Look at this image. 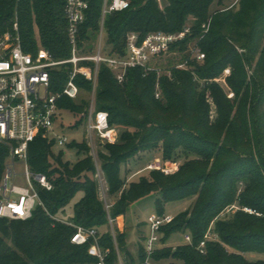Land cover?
I'll list each match as a JSON object with an SVG mask.
<instances>
[{"label": "trees", "instance_id": "obj_1", "mask_svg": "<svg viewBox=\"0 0 264 264\" xmlns=\"http://www.w3.org/2000/svg\"><path fill=\"white\" fill-rule=\"evenodd\" d=\"M128 1L129 9L108 14L104 20L106 55L125 56L126 40L132 32L142 38L153 32L177 33L193 17L192 35L179 47L183 50L197 40L205 59L189 60L187 69L174 70L171 78L163 76L159 81L156 73L145 75L142 68L131 69L122 84L108 65L100 66L96 109L107 112L110 125L122 130L120 144H106L108 154L99 152L109 192L121 190L125 185L122 164L144 150L161 152L164 163L183 160L175 175L153 170L149 177L132 182L112 207V217L125 215L132 203L154 193L161 195L155 202L160 214L167 202L197 196L191 210L161 229L165 237L189 232L192 243L157 249L154 262L172 258L175 262L170 264H264L244 255L264 253V0H239L234 6L235 0H166L165 8L158 0ZM214 5L218 8L212 11ZM102 9L103 0H89L80 31L84 52L95 53ZM16 18L27 52H36L41 43L57 60L71 56L65 0H0V38L13 31ZM206 24L210 25L208 32L203 29ZM71 70L66 65L51 71L54 92L64 88ZM227 70L230 73L225 81L233 99L217 83ZM157 82L161 90L158 99ZM76 83L81 89L79 102L62 98L58 106L81 114L84 122L91 104L90 98L84 99L92 93L93 85L81 75ZM210 98L216 105L213 121ZM55 145V140L42 138L30 145V168L46 175L53 189L38 187L42 205L35 208L32 218L0 219V264L97 263L88 254L89 245L71 243L75 228L53 218L83 192L69 221L86 228L107 227L97 183L87 177L97 171L90 147L86 141L76 145L84 158L72 165L54 156ZM9 156L8 147L0 143V183ZM53 158L55 167L50 162ZM234 206L238 209H231ZM226 209L235 212L222 217ZM103 231L100 245L108 251L106 264H119L118 251L130 256L127 264L145 260L144 246L137 258L131 255L124 232L117 233L115 242L108 230ZM208 234L213 239H207ZM203 242L204 252L199 249Z\"/></svg>", "mask_w": 264, "mask_h": 264}, {"label": "built area", "instance_id": "obj_2", "mask_svg": "<svg viewBox=\"0 0 264 264\" xmlns=\"http://www.w3.org/2000/svg\"><path fill=\"white\" fill-rule=\"evenodd\" d=\"M239 0H235L236 5ZM130 8L128 0H103L102 30L99 36L95 53H85L81 48L80 31L89 10V0H65V17L68 23L67 34L71 49V56L65 60H57L50 51L38 43L36 52H27L21 42L19 25L16 21L13 31L0 38V143L10 150L12 163H6L5 173L0 183V219L28 220L38 205H42L38 187L51 191L53 184L48 177L34 172L29 165L30 145L39 138L55 140L56 145H68L65 137H55V122L61 109L58 106L62 98L77 100L81 89L76 78L81 75L92 83L90 108L85 115L87 127L86 142L90 151L94 149L95 141L100 144H115L118 141L117 129L110 125L109 114L98 111L93 103L100 66L106 64L113 71L118 83L122 84L126 74L131 69H147L151 62L167 55L174 47L192 35V26L187 25L177 33L153 32L145 37L132 32L126 40L125 56H108L104 52V20L108 14L122 12ZM205 32L209 25H204ZM192 58L198 62L205 59V54L195 45ZM70 65L72 70L64 88L59 92L52 90L51 71ZM180 68L187 67L185 65ZM160 98V94H156ZM25 165L21 175L27 186L17 185L16 163ZM145 170L161 171L165 174L173 173L170 167L156 158ZM176 171V170H175ZM104 203V202H103ZM108 219V231L115 242L118 230L119 217H112V205L104 203ZM231 209H238L236 206ZM248 211L247 209H245ZM172 217L150 216L148 219L150 235L145 240L146 258L136 264H156L153 259L156 245L160 242L161 229L173 222ZM75 228L71 243L78 246L89 245V256L97 259L96 264H106L108 251L101 247V237L104 231L100 227L86 228L71 222L59 220ZM117 229V230H116ZM207 239H213L211 235ZM187 243H192L190 235L185 236ZM205 242L201 243L200 250L204 252ZM119 264H124L118 251Z\"/></svg>", "mask_w": 264, "mask_h": 264}, {"label": "rangeland", "instance_id": "obj_3", "mask_svg": "<svg viewBox=\"0 0 264 264\" xmlns=\"http://www.w3.org/2000/svg\"><path fill=\"white\" fill-rule=\"evenodd\" d=\"M160 7L165 8L167 5L166 0H158ZM229 1H227L228 3ZM217 6L212 7V11H214ZM17 21V18H16ZM195 22V18L190 17L187 21V24L193 25ZM210 26V25H209ZM98 43V42H97ZM106 40L103 42L104 47L106 46ZM96 45V42L94 43ZM197 45V40L190 41L185 49H181V47L175 48L171 50V52L167 55L158 58L154 62L149 64L147 69H144V74H152L156 73L158 76V81L163 76H168L171 78L174 70H184L188 68L189 60L190 63L195 60L192 58V50ZM97 47L94 46V49ZM107 48V47H106ZM110 51V48H107ZM239 53H243V50L238 49ZM87 53V52H85ZM187 67L180 68L179 66L185 65ZM248 76L251 77L252 71L249 69L247 65ZM172 73V74H171ZM230 70H227L224 75L217 79V83L222 85L226 91L229 99H233L234 94L230 91L226 84V77L229 75ZM157 93L161 95V90L159 86V82H157ZM85 96V95H84ZM80 98V97H79ZM78 98V99H79ZM91 99V95H86L84 100ZM157 98V96H156ZM77 99V100H78ZM158 99V98H157ZM76 100V101H77ZM91 101V100H90ZM79 102V101H77ZM93 103L95 105V98L93 99ZM209 105L211 109V120L213 121L216 118V105L213 100L209 99ZM90 108V107H89ZM89 110V109H88ZM118 133H122L120 128H116ZM55 137H65L68 141V145L64 147H59L55 145L53 147V154L56 158L61 157L64 163H70L72 165L76 164L78 160L84 158V154L80 153L76 145H81L84 143L87 137V127L85 125V121L82 120V115L72 112L68 109H63L60 111L59 116L55 122ZM120 136L118 137V141L115 144H120ZM102 151L104 154L109 153V149L106 145L100 144L98 141H95L94 149L90 151L89 155L92 158L93 162L97 167V171L95 174L88 173L87 177L89 181H94L97 183V192L99 199L105 204H110L113 206L117 205L123 196V193L129 189V185L132 182H138L141 178H147L150 175V171L145 170L146 167L153 163L156 158H161V152L152 151V150H144L139 155L134 158H131L126 163H123L121 166L122 172L121 177L125 181V185L121 188L120 191L116 193H110V186L108 184V179L106 177V173L101 168L102 164L99 159V152ZM54 159V158H53ZM51 159V164L55 167V159ZM8 163H12V159L9 157L7 160ZM183 160L180 161H165L168 167L174 170L173 173L165 174L166 176L175 175L178 173L180 165ZM53 167V168H54ZM16 172L20 174L17 178V185L26 187L27 183L23 176H21L25 171V165L23 162L18 161L16 163ZM176 170V171H175ZM161 172V171H160ZM84 196L83 192L78 193L70 204L65 208V211L59 212L57 216L53 217L58 222L59 220H63L66 222H70L69 220L74 216V207L77 202H79ZM161 198L160 194L154 193L152 195L147 196L144 199L136 201L132 203L126 210V214L119 216L118 220V232H124L127 235V247L129 252L134 258H137L140 247L145 245V238L150 235V228L148 219L150 216H168L173 219L179 218L185 212L191 210L197 201V196H190L180 200L170 201L164 204L162 209V214L159 212V208L156 206V200ZM235 210V209H234ZM235 211H231L230 209H226L222 214V217L229 216L231 213ZM63 223V222H61ZM65 224V223H64ZM11 226V224H9ZM73 227V226H72ZM102 230H107L108 227H100ZM189 235V232L177 231L172 233L170 236L165 237L164 234L160 235V242L156 245V249L162 248H177L186 246L188 243L185 240V236ZM1 236V235H0ZM229 251L234 252L233 249L229 248ZM245 257L250 261H264V253L252 251L244 254ZM122 260L124 264H127V261L131 260L130 256L128 258L125 255L121 254ZM171 262H175V259H167L162 260L157 264H170Z\"/></svg>", "mask_w": 264, "mask_h": 264}]
</instances>
